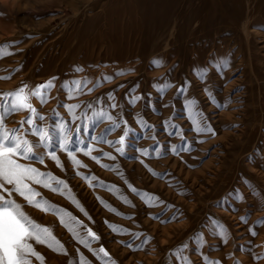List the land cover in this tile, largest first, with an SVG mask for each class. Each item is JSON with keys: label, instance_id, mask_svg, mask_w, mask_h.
I'll use <instances>...</instances> for the list:
<instances>
[{"label": "rangeland", "instance_id": "1", "mask_svg": "<svg viewBox=\"0 0 264 264\" xmlns=\"http://www.w3.org/2000/svg\"><path fill=\"white\" fill-rule=\"evenodd\" d=\"M0 45H6L10 53L0 57V77H9L0 79V93L55 78L47 102L32 101L46 118L43 123H53V113L58 112L75 127L60 105L79 104L76 111L81 120L76 123L100 110L118 114L136 129L140 149L151 151L157 144L190 149L168 151L159 157L129 149L128 155L121 156L107 143H94L93 155L110 152L116 156L114 161L101 159V163L118 165L115 171L77 153L87 165L80 172L117 185L134 207L105 188L89 187L76 175L64 152H58L64 170L47 157L46 168L34 162L35 167L68 182L91 220L64 196L36 187L97 233L100 240L92 248L103 246L117 264H176L170 252L199 232L205 241L200 252L192 250L195 243L185 252L192 264H204L202 255L220 264H264V223H258L264 219V0H0ZM154 59L162 60V65L154 66ZM222 59L229 63L218 72L212 64ZM202 66L209 68L204 81L194 75V69ZM73 80L81 81L82 87L69 99L61 84ZM164 80L174 87L161 95L154 85ZM186 83V91L178 93ZM205 89L222 107L209 99ZM135 96L143 99L133 103ZM189 100L198 102L204 123L214 134L192 130L186 108ZM113 103L115 109L110 107ZM28 115L16 112L7 118L6 126L18 128ZM138 118L153 127L142 128ZM107 127L105 120L94 133L99 135ZM179 131L185 140L169 134ZM122 132L123 126L107 138L115 141ZM133 155L139 158H131ZM149 168L166 175L154 176ZM117 171L135 188L153 193L165 203L147 206ZM98 196L125 216L110 212ZM15 198L25 203L21 197ZM165 205L173 207L164 212ZM25 211L40 224L52 226L67 250L61 254L34 245L45 257L44 264H69L78 261L80 253L91 264H100L56 215L27 205ZM160 212L164 215L152 218ZM173 214L176 218L169 220ZM211 220L225 226L230 233L227 242L210 233ZM105 221L130 232H113ZM79 231L85 234L83 227ZM131 233L141 234L136 244L151 239L132 250L120 243L131 241ZM33 264L39 261L33 258Z\"/></svg>", "mask_w": 264, "mask_h": 264}, {"label": "snow or ice", "instance_id": "2", "mask_svg": "<svg viewBox=\"0 0 264 264\" xmlns=\"http://www.w3.org/2000/svg\"><path fill=\"white\" fill-rule=\"evenodd\" d=\"M6 45H0V57L10 55L6 50ZM154 66H161L162 60L154 59ZM229 61L222 59L219 63L212 64L218 72L221 65L223 67L228 66ZM76 71H82L77 68ZM209 74V68L202 66L194 69V75L204 81ZM9 77H0V79H7ZM108 79V78H106ZM87 83V82H84ZM55 78L48 81L30 86L28 84H22L19 88L10 92L0 93V264H33V258L39 261V264H44L45 257L43 254L36 251L34 245H45L49 249L61 253L67 254V250L64 244L54 235L53 227L40 224L35 218L25 211V205L34 207L45 213L51 212L58 217L61 225H63L73 236V239L78 241L81 245L87 248L100 264H117V262L110 256L108 251L101 246L98 249L92 248V243L100 240V237L96 232L92 231L83 221L79 220L67 209L53 203L48 200L38 190L36 186L43 187L54 193H58L68 199L80 212H82L89 220L87 211L83 208L80 201L76 198L68 182L60 177H57L51 171H45L41 168L35 167L34 162H39L41 165H45V158L54 161L61 170H64L63 163L60 160L58 152H64L68 156L70 162L73 164L76 175L84 179L89 187H102L108 191H111L117 198L123 203L132 205V201L127 196L121 195V189L115 184L106 183L100 180L95 174L86 175L80 172V168H87L80 159L77 157V153H83L90 159L94 160L97 164H100L102 168L116 170L118 165H109L101 163L102 157H106L111 160H116L110 152H103L102 155H93L94 143H107L114 147L115 152L121 156L128 155V150L131 149L133 153H139V155L149 156L155 154L157 157L167 154L168 151L176 153L178 151L190 150L183 145H167L161 146L157 144L156 147L149 149H140L137 146V140L140 138L136 135V129L132 128L127 120H124L119 115H112L109 112L100 110L95 112L92 116H86L83 122L76 123L81 120V117L77 115V109L80 108L79 104H61L60 107H64L69 117L70 122L65 120L58 112H54L55 117L53 123L45 124V117L42 116L36 106L33 104V100L38 101L40 104H44L49 99V93L55 87ZM82 87V82L79 80L65 81L61 84V88L68 94V98L71 99L74 93H78ZM157 92L161 95L165 94L174 85L164 80L162 83L154 85ZM187 83L177 89L178 93L182 94L186 91ZM92 89H89L91 91ZM208 92L207 89H205ZM209 99L216 103V106L222 107V105L215 100V97L211 92H208ZM109 99H113L111 93H109ZM143 99L142 96H135L132 100L133 103ZM115 109L117 105L115 103L110 105ZM187 111L189 113V119L192 123V130L201 132H213L211 126L204 123L206 118L202 111L198 108V102L195 100H189L186 104ZM26 111L29 115L19 121L20 127L8 128L6 121L12 114ZM108 121V127L96 135L94 129L103 123ZM137 123L142 128L151 129L153 126L147 124L142 118H138ZM27 125V128L24 127ZM123 126V132L120 137L113 141L107 138L108 134L120 129ZM172 128H177L175 124H171ZM83 134V139H80ZM170 135H180L181 140H185L182 131L169 133ZM29 136L34 139H29ZM155 139V137H153ZM117 145H119L117 147ZM131 158L138 159V155H133ZM143 163V161H141ZM145 167H148L145 165ZM154 176L163 178L165 173H158L148 169ZM117 175L124 180L127 187L137 196H139L144 203L149 206H158L165 202L160 200L159 197L153 193L144 192L135 188L124 177L123 172L117 171ZM93 181L96 183L94 184ZM19 196L25 202L21 204L17 201L15 196ZM240 198V197H238ZM100 203L107 208L110 212L119 216H125L124 213L119 212L116 208L110 205L107 201L101 197H97ZM172 205H165L164 212ZM164 212L155 214L152 218L159 219L164 215ZM131 219L132 217H125ZM173 214L169 217V220L175 219ZM241 221L246 223L247 218L241 217ZM167 223L168 221H161ZM108 227L116 233H129L130 230L120 225L112 224L107 221ZM258 223H264V219L258 221ZM83 227L85 234L81 235L79 229ZM249 231L252 235H255V231L251 228ZM210 233L218 235L224 238L227 242V238L230 233L223 224L217 220L210 221ZM131 241H121L120 243L132 248V250H138L143 247L151 237H146L141 240L139 244L135 242L140 239V233H131ZM195 243L193 251L200 252V249L204 246L203 233H195L189 241L182 242L177 245L171 252L170 256L175 258L176 264H192L191 259L185 255V252L189 250V244ZM133 245H135L133 247ZM79 251V250H77ZM204 264H220L219 261H213L207 256L202 255ZM69 264H91L89 260L82 253L79 254L78 261H69Z\"/></svg>", "mask_w": 264, "mask_h": 264}]
</instances>
